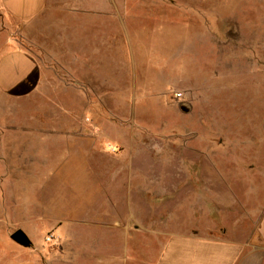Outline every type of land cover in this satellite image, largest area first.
I'll return each mask as SVG.
<instances>
[{"label": "rangeland", "instance_id": "374dc122", "mask_svg": "<svg viewBox=\"0 0 264 264\" xmlns=\"http://www.w3.org/2000/svg\"><path fill=\"white\" fill-rule=\"evenodd\" d=\"M84 7L92 13H51L38 24L32 40L49 55L23 42L41 60L38 84L0 92V264H72L60 221L87 218L80 212L89 202L73 195L71 164L81 160L64 163L67 150L127 155V163L132 155V196L149 202L148 224L156 227L186 209L173 201L210 197L199 174L190 180L179 168L203 165L211 146L212 216L198 209L184 224L206 237L250 234L258 223L248 214L264 205V0H84ZM102 27L116 32L117 60L101 70L100 93H83L77 48L103 40ZM11 38L18 39L0 31V51ZM82 66L86 78L97 76L93 64ZM81 119L91 137L68 141ZM145 174L149 185L136 186ZM233 199L238 205L216 204ZM19 229L32 246L11 239ZM96 230L84 231L93 237L81 238L82 254L109 250ZM142 240L133 238L136 255Z\"/></svg>", "mask_w": 264, "mask_h": 264}, {"label": "crops", "instance_id": "0c3cea01", "mask_svg": "<svg viewBox=\"0 0 264 264\" xmlns=\"http://www.w3.org/2000/svg\"><path fill=\"white\" fill-rule=\"evenodd\" d=\"M63 12H70L76 17L81 13H92L84 7V0H74L73 2H64V0H0V31L8 30L12 37L18 38L16 40L11 38L13 41L11 46L0 51L1 93H13L19 87L25 86L24 84L27 82H31L28 86L33 83L34 85L38 84L42 66L39 62L41 60L28 48H24L23 42L36 47L38 52L41 53L42 50L45 55H49L47 46L44 49L35 44L32 40V34L48 14ZM98 23L100 26V22ZM77 25L78 30H81V23L78 22ZM94 27H96L95 21ZM102 29L105 32L103 40L94 36L89 47L77 48L76 77L83 93H100V79L105 77L102 76L101 70L108 71L107 67L115 64L117 60L116 32L111 29L106 30L105 27ZM39 31L41 30L39 29ZM125 32L128 34L127 28H125ZM78 40H81L80 32H78ZM86 47L87 49H85ZM84 50L87 51V54L84 53ZM103 63L109 65H103ZM86 64L94 65V73L96 72L97 76L93 79L86 78L82 74V65ZM96 66L97 68H95ZM78 125L79 129L76 135L67 136L68 141L83 142L86 138L91 137L85 133L83 119L78 121L77 127ZM208 148L209 151L206 152L205 156L200 151L204 157L203 165L181 166L179 170L181 173L187 174L190 180H197V174H199V179H204V189L208 190L210 197L204 198V200L199 198L173 201L174 208L185 207L186 209L181 210L182 215L179 212L177 217L173 216L167 220L158 219L156 227L148 224L149 202L133 199L131 192L134 186L132 155H128L129 162L127 163V155L99 150H67L64 153L65 156L61 157L64 159V163L71 164L70 160L74 157L81 160V165L79 163L75 166L71 164V170L74 171L75 175L77 174L73 181L74 186H72L75 188L73 195L79 200L80 193L83 192L82 202L83 200L89 202L85 205L89 209L84 211L81 209V212L77 210V213L86 212L87 218L79 217L80 219L74 221V225L69 222L72 221L69 216H63L60 221L59 234L69 245L67 251H70L68 252L70 259H67L72 264H264V205L248 214L251 216L248 218L258 223V226L250 234L245 232V235L237 240L230 239L231 235L228 230L223 231L226 235L222 237H206L199 234L197 229H192L190 224H184V222H191L192 218L197 216L198 209L205 219L207 217L210 219L212 216L214 167L212 163L213 151L211 146ZM125 154L131 153L125 152ZM122 158L125 159L123 165H117L116 161L122 160ZM112 162L113 165H110ZM144 168L145 170L148 169L147 167ZM166 168H163L164 173ZM216 170L219 172V169ZM146 175L144 181L142 177L140 184L136 186L149 185V178ZM72 187L70 188L73 190ZM79 202L77 201L78 205ZM234 203L238 205L236 199L216 202L220 206H228ZM157 205L159 207L164 206L160 203ZM134 206H140V208L134 211ZM135 213L140 215L138 220L137 217L134 218ZM93 214L98 215V220L92 218ZM79 223L81 226L84 223L90 226L83 229L85 232L96 228L102 239H108L102 244H107L109 250L101 251L99 246L98 253L96 251L89 252L88 256L83 253V256L80 240L81 238L93 237V234L88 231V233H84ZM135 237L145 238V241H141L140 255H136L135 252L133 241ZM150 238L157 240L153 243V241H149ZM150 244L154 245V248L150 247ZM84 247L87 250L94 251L95 249L86 242Z\"/></svg>", "mask_w": 264, "mask_h": 264}, {"label": "water", "instance_id": "95a60500", "mask_svg": "<svg viewBox=\"0 0 264 264\" xmlns=\"http://www.w3.org/2000/svg\"><path fill=\"white\" fill-rule=\"evenodd\" d=\"M11 239L15 241L16 243L25 246L30 247L32 246V242L28 238V236L24 233L23 230H17L11 235Z\"/></svg>", "mask_w": 264, "mask_h": 264}, {"label": "built area", "instance_id": "2783aa9c", "mask_svg": "<svg viewBox=\"0 0 264 264\" xmlns=\"http://www.w3.org/2000/svg\"><path fill=\"white\" fill-rule=\"evenodd\" d=\"M176 97L180 99V98H182V94H181V93H177V94H176ZM54 240H55L54 236H48V237H47V241H48L49 243L54 242Z\"/></svg>", "mask_w": 264, "mask_h": 264}]
</instances>
